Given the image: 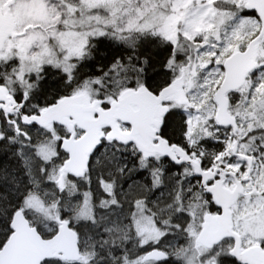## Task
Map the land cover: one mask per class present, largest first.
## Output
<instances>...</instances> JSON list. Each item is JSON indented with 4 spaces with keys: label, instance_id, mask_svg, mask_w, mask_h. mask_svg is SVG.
I'll return each instance as SVG.
<instances>
[{
    "label": "snow or ice",
    "instance_id": "1",
    "mask_svg": "<svg viewBox=\"0 0 264 264\" xmlns=\"http://www.w3.org/2000/svg\"><path fill=\"white\" fill-rule=\"evenodd\" d=\"M0 264H264V0H0Z\"/></svg>",
    "mask_w": 264,
    "mask_h": 264
}]
</instances>
